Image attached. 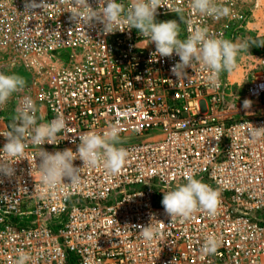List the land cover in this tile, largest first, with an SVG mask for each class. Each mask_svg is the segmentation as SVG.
<instances>
[{
  "label": "built area",
  "instance_id": "obj_1",
  "mask_svg": "<svg viewBox=\"0 0 264 264\" xmlns=\"http://www.w3.org/2000/svg\"><path fill=\"white\" fill-rule=\"evenodd\" d=\"M43 2L25 11V0H0V44L29 75L16 108L0 113V133L30 98L37 123L57 114L67 121L57 144L44 150L76 152L80 134H103L118 123L129 155L116 175L76 159L79 183L65 178L48 189L38 149L26 139L24 157L12 161L14 175L0 173V264H14L21 250L28 264H264V137L250 135L264 126V47L238 56L216 85L195 63L177 79L171 68L179 57L157 56L137 29L120 25L125 31L104 35L99 22L71 21L68 0ZM163 3L156 20L182 10L181 40L197 27L234 42L261 38L247 0H216L229 9L219 18L194 12L190 0ZM240 68L247 81L231 80ZM5 143L0 136V149ZM0 158L7 159L2 152ZM188 175L220 193L217 213L199 210L171 222L161 190L186 184ZM151 221L163 235L147 242L137 226ZM210 235L220 246L203 255Z\"/></svg>",
  "mask_w": 264,
  "mask_h": 264
},
{
  "label": "clouds",
  "instance_id": "obj_2",
  "mask_svg": "<svg viewBox=\"0 0 264 264\" xmlns=\"http://www.w3.org/2000/svg\"><path fill=\"white\" fill-rule=\"evenodd\" d=\"M71 5L69 19L77 24L99 22L103 25L104 35L125 31L120 25L127 26V30L137 29L139 35L147 38L150 44L155 45V54L159 57H179L171 72L177 79L187 75V69L193 64H199L209 71V80L216 85L221 73H231L237 67V58L242 54H249L251 46L264 47V39L247 37L242 41L234 42L223 39L209 32L207 27L190 29L186 39H179L180 25L185 23L182 10L175 12L179 22L175 19L157 21L158 8L165 7L163 0H131L125 5L119 0H99V6L93 8L89 0H68ZM41 0H25V11L44 7ZM191 8L201 15L219 18L228 14L229 9L217 4L216 0H190ZM27 86L25 78L15 72L5 73L0 71V109L5 107L14 93L23 91ZM248 99L243 101V108L251 107ZM37 108L29 98L25 106L17 112L10 124V130L0 133L6 140L0 152L7 159L0 158V173L11 177L15 173L12 161H18L25 155L28 147L26 139H30L32 146L38 149L40 158L39 170L42 183L53 189L65 178L70 184L79 183V167L74 166V161L79 159L83 167L102 166L106 172L116 175L121 172L127 158L128 151L121 145L125 142L120 135L118 123H109L103 133L88 131L80 134V143L77 151L65 148L54 153L44 150L41 146L57 144L58 134L67 127V121L62 114L44 123H37ZM253 138L264 137V126L251 129ZM163 198L161 204L171 222L179 219L181 222L190 219L199 210L206 211L210 216L217 213L220 204V193L202 180L187 176V183L172 186L165 184L161 190ZM140 237L147 241L159 239L163 233L161 228L153 224L137 226ZM220 246V241L215 235L205 238L201 253L203 255L215 254ZM30 255L20 251L14 264H28Z\"/></svg>",
  "mask_w": 264,
  "mask_h": 264
},
{
  "label": "rangeland",
  "instance_id": "obj_3",
  "mask_svg": "<svg viewBox=\"0 0 264 264\" xmlns=\"http://www.w3.org/2000/svg\"><path fill=\"white\" fill-rule=\"evenodd\" d=\"M248 6L252 9V19H251V27L253 33L256 35L262 34L260 39H264V0H247ZM175 19L179 22V17L177 15H166L162 17H158L157 21H167ZM256 52H258V48H256ZM14 54L6 50L0 44V71L9 73L15 72L25 78L28 82L29 75L22 70L17 61L14 58ZM248 75L244 68H240L239 70H235L231 74V80L238 82L247 81ZM19 93H14L12 98L9 100L7 105L0 109V113L3 115L11 113L17 106Z\"/></svg>",
  "mask_w": 264,
  "mask_h": 264
}]
</instances>
